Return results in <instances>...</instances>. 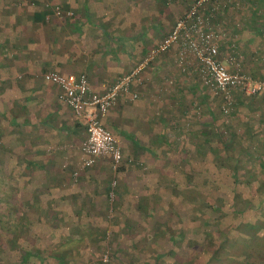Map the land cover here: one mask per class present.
Masks as SVG:
<instances>
[{
	"label": "crops",
	"instance_id": "crops-1",
	"mask_svg": "<svg viewBox=\"0 0 264 264\" xmlns=\"http://www.w3.org/2000/svg\"><path fill=\"white\" fill-rule=\"evenodd\" d=\"M191 2L0 0V100L8 99L3 94L17 93L11 97V107L2 104L6 107L2 111L13 109L8 123L18 126L13 131L20 133L13 140L20 145L25 143L19 148L27 150L24 155L33 160L35 171L43 169L48 177L52 171L46 167L52 159L45 157L42 165L40 155L72 156L86 137L84 119L58 98L56 89L42 78V71L84 72L92 90L103 93L139 66L148 50L165 37ZM57 8L61 14L56 12ZM205 10L214 16L212 27L219 31L221 58L233 60L237 68L253 77L264 76V0H225L216 13L212 4ZM177 54L178 46L174 45L142 68L130 92L120 95L103 118V124L118 139L125 155L136 152L143 162L150 157L149 162L156 165V146L163 143L167 125L176 123L165 118V111L193 109L196 104L201 105L199 102L206 107L204 98L196 103L194 98L201 97L204 91L213 97L200 80L196 58L188 56L184 65L178 64ZM134 93L137 96L131 98ZM79 163L72 167L61 165L54 181L52 178L49 183L47 179L43 186L30 182L28 188L37 190L32 195L44 196L53 220L65 213L84 212L82 207L74 211L70 206L94 204L95 199L101 201L103 195L106 197L109 184L97 180V173L103 171L101 166L80 169ZM75 172L78 176L73 178Z\"/></svg>",
	"mask_w": 264,
	"mask_h": 264
},
{
	"label": "rangeland",
	"instance_id": "rangeland-1",
	"mask_svg": "<svg viewBox=\"0 0 264 264\" xmlns=\"http://www.w3.org/2000/svg\"><path fill=\"white\" fill-rule=\"evenodd\" d=\"M214 31L219 34L217 29L214 28ZM188 56L192 55L188 53ZM229 66L231 69L237 67L234 61H231ZM244 69L248 72L246 67ZM259 78L264 79V76ZM3 95L8 99L4 100L5 102L0 100V264H145L144 261L149 264H264L262 256L264 228H253L243 224V218L240 220L238 214L232 211V205L217 204L223 211H215L212 215L205 213V210L202 211L203 207H201V211L196 214L195 224L192 222L193 214L184 213L180 221L179 215L173 214L166 222V217L161 216L160 220L164 221L160 223H168L170 228L163 226L162 234L157 233L154 240L150 237L149 227L153 226L155 218H149L145 213L147 209L148 211L151 208V210L155 209L153 206L148 208L152 202L150 194L157 190L155 182L161 183L165 179L169 182L170 178L176 177L177 179L173 180L179 183L178 196L185 198L187 189H183L181 183L186 182L191 174L187 162H179L180 154L188 155L190 160L188 162L191 165V162H194V175L199 177L198 179H200L198 168L204 164L208 163L210 170H214L216 181L204 188L210 191L208 199L212 196L217 201L222 193L229 194L227 188L233 184L234 179L225 175L228 170L213 165V155L207 146L214 147L213 150L217 151L216 155L220 160L223 156L216 148V143L221 138L230 137V140H235L237 148L243 139H245L244 143H249V129H246V126L250 116L247 106L250 104L256 106V103L261 105L264 103V96L253 97L235 93L233 104L225 113L222 100L214 95L211 97L208 91H204L201 97L196 95L193 97L195 103L198 102L197 99L204 98L206 107H202L203 102H199L201 105L196 104V108L193 109L166 110L165 118L175 120L176 123L170 122V125H167L164 144L160 143L156 146L157 151H155L159 155L153 158L156 165L149 162L150 157L146 158L147 162L145 159L143 162V158L136 152L132 155L123 153L124 161L114 169L108 156L101 157L95 165L101 166L103 171L95 174L97 173V180L101 183L109 184V187L105 188L106 197L103 195L101 201L91 200L94 204L87 202L84 205L70 206L74 211L82 207L84 212L65 213L59 220H53L50 218L52 213H49L48 206L44 203V196L36 198L32 195L37 190L28 188L31 186L30 182L43 186V182L47 179L49 183L52 178L54 181L55 175L58 176V171L60 172L59 167L61 165L72 167L78 164L81 154L78 150L74 151L72 156L41 154L39 160L42 165L45 164V157L48 160L52 159L46 167V170L50 168L52 172L47 177L43 169L39 168L35 171L33 160H29L24 155L27 150L19 148L25 143L20 145L18 140L16 143L13 140L20 135L18 131H13L14 128L17 130L18 126L8 123L14 113L13 109L2 111L6 108L2 104L11 107L13 102L11 97L17 96V93ZM22 111L23 109H20V115ZM256 142V140L253 142L256 147L252 146V150L242 159L244 162H249V165L259 163L260 159L264 160L263 155L256 157L259 151L264 150V145L258 144L260 141ZM193 144L196 147L194 150L191 148ZM191 150L195 151V157L191 155ZM201 152L212 160L208 159L206 162L201 159L199 157ZM232 165L230 161L228 166ZM150 167L152 169L149 171L147 168ZM155 168L161 171L156 172ZM256 172H258L256 175L264 176V170L259 165ZM77 176L72 174L73 178ZM56 182H58L57 178ZM21 188L27 189L21 190ZM28 190L30 194H27ZM99 190L104 194V189ZM174 192H176L175 188ZM170 196L171 193L167 194L164 191L162 196L164 204ZM204 197L205 193L197 197L196 203L201 205V199ZM135 203L136 205H133ZM123 204L128 206V213L123 212L125 211ZM137 204L141 205V208H137ZM181 208L187 209L186 204H182ZM46 211L48 215H45ZM246 216L253 220L258 218L252 212ZM28 221L34 223L29 231H27ZM197 223L206 224L202 226L196 225ZM235 223H239L240 227H235ZM180 224L183 227L181 231ZM166 228L169 230H165ZM209 232L213 235L210 236ZM170 233L175 236L173 241L167 238ZM135 240L137 245L132 244ZM25 250L28 251V257L21 259L19 252Z\"/></svg>",
	"mask_w": 264,
	"mask_h": 264
},
{
	"label": "built area",
	"instance_id": "built-area-1",
	"mask_svg": "<svg viewBox=\"0 0 264 264\" xmlns=\"http://www.w3.org/2000/svg\"><path fill=\"white\" fill-rule=\"evenodd\" d=\"M224 2L225 0H193L187 10L176 19L165 37L148 50L139 66L118 78L103 93L92 90L84 72L63 74L52 70L42 71V78L56 89L58 98L72 108L77 116L84 119L86 137L79 146L80 169L88 168L106 156L110 158L114 169L124 161L119 141L103 124V118L117 103L120 95L130 92L131 84L142 68L147 67L159 54L174 45L178 46L179 64L183 63L188 53L196 58L201 79L210 91L222 100L223 112L229 111L235 93L264 96L263 78H255L237 67L231 69L229 65L233 60H225L220 56V36L212 27L214 16L208 13L205 7L212 4L213 13H216ZM56 12L61 14L58 8ZM136 96L137 93H134L131 98Z\"/></svg>",
	"mask_w": 264,
	"mask_h": 264
},
{
	"label": "trees",
	"instance_id": "trees-1",
	"mask_svg": "<svg viewBox=\"0 0 264 264\" xmlns=\"http://www.w3.org/2000/svg\"><path fill=\"white\" fill-rule=\"evenodd\" d=\"M193 2V1H192ZM191 2V3H192ZM190 3V4H191ZM254 97V96H253ZM256 102V101H255ZM256 106H253L252 104L248 105L247 107L248 109V113L250 116V120L249 123L247 124V128L249 136H248V141L249 143H244L243 139L242 143L239 144V147H235L236 143L235 140H230V137L227 138H221L216 144V148L219 149L218 151L222 154L223 159L220 158V160H218L219 156L216 155L217 151H214V147L212 146H207L209 150H211L212 155H213V165L214 166H218L221 168L226 169V173L225 175L229 178H233V184L230 185V187H228L227 189L229 190V194L228 193H222L221 198H218L217 201L212 198V196H210V200L208 199V194H209V189L206 191L204 190V188L210 184V183H214L216 181L215 178V172L214 170H210V165L204 164V166L199 167L198 171H199V175H200V179H198L199 177H196L194 175L195 173V164L192 161V165L188 162V155H182L180 154V158L181 160H179V162H187V165L189 166V171L191 174V177H187L188 179L186 180V182L181 183V186L183 189H187V191L185 192V198L184 197H179L178 196V190L177 188L179 187V183L174 181L173 179L176 177H172L170 178L171 181L169 180H163L161 183H158L159 188H157L156 190V194H150L152 197V202L150 203L148 208H151L152 206L155 207L154 210L149 209L150 211L145 212L146 216H148L149 218L154 217V224L153 226H150L149 228L151 229V239L154 240L156 237V234L158 233L159 235L162 234V231L164 229L163 226L168 227L169 224H161L160 221H164V220H160L161 216H165V222L168 221V218L170 219V217H172L173 214H177L179 215V221L184 217V213H187V215L193 214V218H192V222L195 224V220H196V214L198 213V211H201V207L202 211H204L205 213H208L210 215H212V213H214L215 211H221L222 209L218 206H222V204L226 205H232V211L237 213L239 216V219L241 220V218H243V224H245L246 226H251L253 228H264V176L261 175H256L258 174L257 171V167L259 165L260 168H262L264 170V160L262 161L260 159L259 163L255 162L254 165H249V162H244V160H242L246 154L251 151L253 148V142L256 140L258 142V144H262L264 145V111L262 109H264V103L255 104ZM250 122H253L252 124H250ZM250 138V140H249ZM256 142V143H257ZM183 143V141H182ZM185 143V142H184ZM180 147H182L181 145H179ZM256 147V146H255ZM192 150L196 149L195 145L193 144V146H191ZM191 150V155L193 157H195L196 153L195 151L193 152ZM190 151V150H189ZM203 152L199 153V157L201 159H203L204 161L207 162L208 159H211L210 157H208V155H203ZM190 154V153H189ZM211 155V154H210ZM263 155V159H264V150L262 152L259 151L258 154H256V157H261ZM228 159V161L226 160ZM190 161V160H189ZM223 161V162H222ZM227 161L226 164H224ZM231 163L233 164L232 166H228ZM226 166V168L224 167ZM215 167V169H216ZM174 167H171V169ZM255 170V171H253ZM192 171V172H191ZM181 175L183 176L184 174L181 172ZM191 178V180H190ZM177 179V178H176ZM243 179V180H242ZM161 187V189H160ZM174 188L176 189V192H174ZM166 189V190H165ZM170 190V191H169ZM173 190V191H172ZM164 191L165 193H171V196L169 197V199H167V203H163L162 201V196H164ZM172 191V192H171ZM205 193V197L201 199V205H199V203H196V201L198 200L197 197H200L201 195H203ZM212 195V192H211ZM177 196V198H176ZM206 199V200H205ZM192 202V203H190ZM217 202V203H216ZM216 203V204H214ZM167 204L169 206H167ZM182 204H186L187 209H183L181 208ZM218 204V205H217ZM124 205V204H123ZM133 205H136L133 204ZM124 210L123 212H127V208L128 206L124 205ZM136 207V206H135ZM137 208H141V205L137 204ZM170 210H168V209ZM183 209V210H182ZM217 209V210H216ZM223 211V210H222ZM254 213L257 215V219H254L246 216L248 213ZM128 213V212H127ZM236 215V214H234ZM164 219V218H162ZM126 223H127V219ZM182 220V219H181ZM131 221V220H129ZM7 223V222H6ZM148 223V222H147ZM191 222H188V224H190ZM202 223V222H201ZM206 224V223H204ZM204 224H199L197 223L196 225H204ZM208 224V223H207ZM34 225V223L32 224L31 221H28V226H27V231H29V228H31ZM127 225H131V224H127ZM182 224H180V231L183 230V227H181ZM235 227H240L239 223H235L234 224ZM170 228V227H168ZM168 228H166L165 230H169ZM153 230V231H152ZM257 230V229H255ZM235 231V230H234ZM233 232V230H232ZM165 233V231L163 232ZM237 232L235 231L234 234H236ZM208 235V234H207ZM209 235H213L212 233L209 232ZM208 235V236H209ZM168 239H171V241H173V239H175V236L173 233L168 234L167 236ZM141 239V238H140ZM137 240H135L132 244L137 245L136 243ZM220 244V243H218ZM215 250V249H214ZM215 252V251H214ZM21 259H26V257H28V251H20L19 252ZM139 256V255H138ZM264 258V255H262ZM156 258L158 259V255H156ZM145 264H149L146 263L144 261Z\"/></svg>",
	"mask_w": 264,
	"mask_h": 264
}]
</instances>
